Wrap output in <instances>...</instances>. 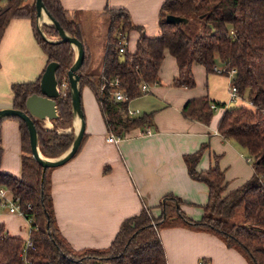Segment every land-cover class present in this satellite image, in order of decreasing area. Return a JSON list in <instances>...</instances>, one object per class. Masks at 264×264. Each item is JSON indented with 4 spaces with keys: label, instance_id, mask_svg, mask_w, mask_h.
Returning <instances> with one entry per match:
<instances>
[{
    "label": "trees",
    "instance_id": "1",
    "mask_svg": "<svg viewBox=\"0 0 264 264\" xmlns=\"http://www.w3.org/2000/svg\"><path fill=\"white\" fill-rule=\"evenodd\" d=\"M43 1L63 28L83 42L85 58L79 70L81 88L89 86L94 91L108 131L120 137L137 127L152 125L153 112L130 115L129 101L117 100L111 90L119 88L130 99L143 95V82H158L166 50L175 56L179 65L175 86L192 88L196 85L194 63L203 64L208 72H214L220 62L221 73L227 75L231 69H236L232 82L244 98L248 94L252 104L227 107L217 128L220 134L234 139L246 151L252 159L254 173L241 186L225 194L223 169L217 164L207 170L197 169L208 146L203 144L197 151L184 155L190 176L204 181L209 188V199L203 206L204 215L200 220L189 217L181 208L183 200L170 193L163 197L159 216L151 215L144 205L139 214L122 222L108 247L75 249L57 223L52 195L53 167L44 169L31 155L28 127L19 117H12L21 124L27 153L23 157L21 177L0 169V186L12 191L27 218L32 219L30 238L34 246L28 250L31 264H167L160 230L174 226L213 233L241 252L250 264H264V0H165L159 36H148L142 27L132 22L126 9L107 8L108 42L101 73L91 69L92 55L71 12L60 0ZM7 2L4 7L0 5V40L12 18H31L48 63L58 61L61 65L57 77L62 86L75 59L74 47L67 41L52 42L43 37L35 21V3L21 6L17 0ZM170 14L186 18V21L169 22L167 16ZM44 28L51 36L59 37L53 25L45 23ZM134 28L142 30L136 50L121 52L119 39ZM41 76L35 81L13 84L15 108L25 110L27 98L40 92ZM103 76L109 82L119 78V85L108 84L102 90ZM56 102L59 116L53 119L54 128H46L39 120L35 121L40 149L49 157L62 154L74 139L73 132L58 130L72 123L70 89L62 91L61 88ZM211 103L207 96L192 98L184 106L183 113L209 124L214 115ZM85 136L86 133L83 141ZM1 155L0 143V164ZM217 159L218 156L216 162ZM239 206H243L245 223L231 220ZM25 243V239L9 234L4 224H0V264H25L21 255Z\"/></svg>",
    "mask_w": 264,
    "mask_h": 264
},
{
    "label": "crops",
    "instance_id": "2",
    "mask_svg": "<svg viewBox=\"0 0 264 264\" xmlns=\"http://www.w3.org/2000/svg\"><path fill=\"white\" fill-rule=\"evenodd\" d=\"M60 1L81 27L95 73L103 70L108 42L107 8L126 9L132 22L148 36L162 33L160 14L165 0ZM141 32L140 28H134L127 34L126 50H136ZM47 64V54L35 35L32 19L12 18L0 40V109L14 107V83L35 81ZM217 66L222 64L219 62ZM96 68L99 70L95 71ZM193 72L194 87L175 86L179 65L175 56L166 50L158 82L150 83L147 93L128 103V109L136 111L135 116L153 112V124L133 129L117 143L107 140L110 132L94 91L89 86L82 88L85 139L73 158L51 172L57 223L75 249L108 247L122 222L139 214L144 205L154 216H159L163 197L170 193L183 200L181 208L189 217L200 220L209 199V188L204 181L190 176L184 155L197 151L203 144L208 146L197 169L207 170L216 164L223 169L225 194L253 175L252 160L244 149L234 139L220 134L217 128L227 107L250 106V100H231V77L227 74L208 72L200 63L193 64ZM201 96L223 104L218 113L214 110L209 124L183 113L190 99ZM39 122L46 128H54L52 119ZM75 129L76 121L58 128L59 132L73 133ZM148 129L150 133L146 132ZM0 143L1 171L21 177L27 152L19 120L12 117L0 120ZM4 201L0 195V224H4L9 234L27 240L31 235L29 219L11 212ZM160 238L167 264H250L241 252L207 231L165 227L160 230Z\"/></svg>",
    "mask_w": 264,
    "mask_h": 264
},
{
    "label": "water",
    "instance_id": "3",
    "mask_svg": "<svg viewBox=\"0 0 264 264\" xmlns=\"http://www.w3.org/2000/svg\"><path fill=\"white\" fill-rule=\"evenodd\" d=\"M35 7L37 26L43 37L52 42H70L75 49V59L68 70L67 75L69 89L71 91L72 121H76V129L73 133L74 139L66 151L55 157L44 155L39 146L38 130L35 121L46 118L53 120L59 116L56 98L61 93V84L58 80L57 72L61 65L58 61H50L47 64L40 79V92L33 93L27 98L26 109L23 110L15 107L2 108L0 109V120L6 117H19L26 123L32 156L44 169H47L49 167L60 166L73 158L80 149L86 132V121L82 105V88L80 85L79 73L85 58V47L79 38L73 36L63 28L60 22L47 10L43 0H36ZM45 14L50 21L43 22L53 25L58 30L59 37L57 39L48 37L44 32V26H42L43 24L41 25L40 19ZM181 20L186 21V18L171 14L167 16V21L169 22H179Z\"/></svg>",
    "mask_w": 264,
    "mask_h": 264
},
{
    "label": "built area",
    "instance_id": "4",
    "mask_svg": "<svg viewBox=\"0 0 264 264\" xmlns=\"http://www.w3.org/2000/svg\"><path fill=\"white\" fill-rule=\"evenodd\" d=\"M125 39H126V35H122L121 38L119 39V42H118L121 52L126 50L125 49ZM215 71H217L218 73H221L223 71V68L216 66L215 67ZM235 74H236V69H231L228 72L229 77H231V85H230V88H229V93H230L231 100H235L236 99V100L239 101V100L243 99V96L240 94L237 85H235L232 82L234 80V78H235ZM67 82H68V79H67ZM108 84H110L111 86H118L119 85V78H115L114 80L109 82V80L105 76H103V83L101 85V89L103 90ZM63 85H65V83H63ZM68 85H69V83H68ZM67 88H68V86H67ZM149 90H150V83L149 82H143L142 85H141L142 93L145 94ZM111 92L114 93V96H115V98L117 100H128V101H130V97L127 94H125L119 88H113L111 90ZM211 107L214 110H217L221 106L218 105L215 102H212L211 103ZM128 111H129L130 115L135 116L136 111H134L132 109H129ZM146 132L150 133L151 130L148 129ZM119 139H120V136H118V135H116L115 133H112V132H110V134L107 137V140L110 141V142H116L117 143L119 141ZM248 159L252 160L250 157H248ZM0 195L6 200V201H4V204L8 205V208H9V210L11 212H17V213H20V214L26 216L23 207L19 203V199L10 194L9 188L4 187V186L0 187ZM28 206L30 207L31 203H28ZM27 219H29V221L31 223L32 219H30V218H27ZM33 246H34L33 240L29 237L26 240L25 246L23 247V250H22V253H21V255H22V257H23V259L25 261V264H31V262H30V260L28 258V250L30 248H32Z\"/></svg>",
    "mask_w": 264,
    "mask_h": 264
},
{
    "label": "rangeland",
    "instance_id": "5",
    "mask_svg": "<svg viewBox=\"0 0 264 264\" xmlns=\"http://www.w3.org/2000/svg\"><path fill=\"white\" fill-rule=\"evenodd\" d=\"M18 2H19V4L21 5V6H24V5H26L27 3H35L36 2V0H17ZM8 4V2H7V0H1L0 1V5H2L3 7L5 6V5H7ZM35 21H36V23H37V17H35ZM41 23V25L42 26H44V22H40ZM44 32L46 33V35L48 36V37H50V38H52V39H57L58 37H53V36H51L50 34H48L46 31H45V28H44ZM97 43H100V41L99 40H97ZM75 50V49H74ZM92 69V68H91ZM93 70V69H92ZM97 70H99L98 68H96V70L95 71H97ZM94 71V70H93ZM65 80H66V78H65ZM64 83H65V85H63L61 88H62V91H64V90H66L67 89V86H68V88H69V85H68V82L67 81H64ZM246 96V99H248L247 97H248V94H246L245 95ZM145 98H149V95H145ZM244 98V97H243ZM245 99V101H247ZM250 103H251V101H250ZM252 104V103H251ZM219 112V109H217L216 110V112L215 113H218ZM69 126V125H68ZM63 128V127H62ZM68 132H71V131H68ZM245 151V150H244ZM246 152V151H245ZM53 168H55V167H53ZM150 213H151V215H153L152 214V212L150 211ZM231 220L232 221H234V222H240V223H245L244 222V215H243V206H239L238 208H237V211H236V213H235V215L231 218Z\"/></svg>",
    "mask_w": 264,
    "mask_h": 264
},
{
    "label": "bare ground",
    "instance_id": "6",
    "mask_svg": "<svg viewBox=\"0 0 264 264\" xmlns=\"http://www.w3.org/2000/svg\"><path fill=\"white\" fill-rule=\"evenodd\" d=\"M40 21H50V19L48 18V16L45 14L44 16H42V18L40 19ZM48 126V125H47Z\"/></svg>",
    "mask_w": 264,
    "mask_h": 264
}]
</instances>
